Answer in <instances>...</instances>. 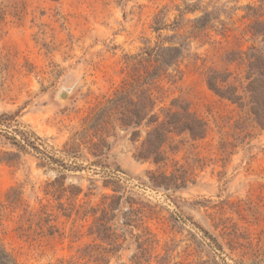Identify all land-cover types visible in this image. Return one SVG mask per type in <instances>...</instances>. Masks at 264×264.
I'll return each mask as SVG.
<instances>
[{
    "label": "rangeland",
    "instance_id": "1",
    "mask_svg": "<svg viewBox=\"0 0 264 264\" xmlns=\"http://www.w3.org/2000/svg\"><path fill=\"white\" fill-rule=\"evenodd\" d=\"M183 2L0 0V114L18 113L20 128L43 141L51 156L70 164L62 155L65 144L129 82L137 62L131 58L174 35L170 42L188 45L189 52L155 81L157 110L176 100L208 124L201 140L173 138L165 147L167 161L159 166L137 162L139 143L118 131L109 139L106 172L91 166L93 158L82 149L85 157L75 161L82 168L60 173L32 153H18L0 136V243L17 264H86L78 251L101 245L90 229L110 196L122 197L142 221L128 230L116 228L122 249L105 255L110 264H134L146 238L152 243L141 246L148 260L141 264H215L220 258L226 264H264V130L241 125L235 105L209 91L204 80L209 69L225 68L226 53L258 45L247 28L264 22V16L253 17L246 9L255 0H187L200 10L185 13L180 30L154 33L155 17L162 11L170 25ZM203 8L223 27L213 20L210 41H193L187 21L201 17ZM152 173L187 182L180 189H155ZM61 176L64 188L81 189L77 200L68 193L57 200L49 190ZM111 178L116 188L104 186ZM11 189L22 193L32 212L52 215L58 233L22 237L17 227L24 206H8ZM199 229L219 245L217 257L201 244Z\"/></svg>",
    "mask_w": 264,
    "mask_h": 264
},
{
    "label": "trees",
    "instance_id": "2",
    "mask_svg": "<svg viewBox=\"0 0 264 264\" xmlns=\"http://www.w3.org/2000/svg\"><path fill=\"white\" fill-rule=\"evenodd\" d=\"M184 8L178 10V17L170 25L164 23L161 11L153 22L152 30L159 34L163 30H180L179 21L185 13H195L199 11L197 4H188L184 0ZM253 17L264 16V0H255L254 6H247ZM202 16L187 21L191 24L189 37L196 41L204 38L210 41V32L214 26L210 23L218 20L213 18L206 8L202 9ZM261 13L260 16L258 14ZM247 33L258 45L249 47L246 51L229 52L224 56L225 68L223 70L211 68L204 74L205 84L209 91L219 98L230 102L239 111V122L243 126H256L264 130V22L255 21L248 26ZM178 35H174L163 41H158L152 47L146 46L140 50L133 60H137L136 67L132 69L129 82L117 91L106 104L98 109L88 120L80 132L73 134L69 142L64 146L62 155L69 160L70 164L63 159L51 156L47 152L46 144L30 131L21 129L16 118L18 113L0 114V136L4 137L9 145L18 153L33 154L42 163L54 170L62 173L63 171H76L81 169V165L76 164V160L86 155L93 158L90 165L96 169L106 172L110 166L106 164L111 143L109 139L115 137L118 131L130 135V140L139 143L133 158L137 162H150L155 166L164 165L167 161L165 147L170 144L175 137L185 135L192 141L201 140L206 136L207 122L191 112L185 103L174 100L170 106L158 108V100L155 92L159 86L155 82L160 78V73L169 67L177 68L180 60L183 59V52H189L188 45L170 42ZM160 38V37H159ZM168 40V47L165 43ZM144 64V65H143ZM233 68V69H232ZM112 179V178H111ZM110 179V180H111ZM64 178L61 176L54 182L48 184L52 194H58L57 200H61L66 193L69 198L77 200L81 194V189L74 186L64 188ZM106 180L104 186L113 188L115 182ZM152 188L180 189L185 187V178L173 179L166 178L164 174H150ZM117 192V191H114ZM108 201L103 206L101 215L93 222L90 235L101 243V245L86 246L79 250V260L87 259L86 264H110V259L105 255H113L122 249V244L118 243L121 235H117L116 228H134L140 222L139 213L131 208V205L124 207L123 198L117 196L105 197ZM9 207L18 209L24 206L23 214L20 217L17 231L25 238H51L58 233L52 215L47 214L43 209L38 215L29 210L22 200V193L16 189H11L6 197ZM129 204V203H125ZM88 212L85 211V214ZM118 219L119 222H118ZM139 226V225H138ZM202 235L199 237L201 244L204 245L213 257H217L216 251L220 250L217 242L208 235L207 232L199 229ZM146 236H150L146 228H143ZM151 238H146L143 245L152 243ZM105 245L106 247H102ZM141 250L139 256H134V264L148 262L143 260L147 254ZM222 263L226 264L222 258ZM0 264H17L2 248L0 243Z\"/></svg>",
    "mask_w": 264,
    "mask_h": 264
},
{
    "label": "water",
    "instance_id": "3",
    "mask_svg": "<svg viewBox=\"0 0 264 264\" xmlns=\"http://www.w3.org/2000/svg\"><path fill=\"white\" fill-rule=\"evenodd\" d=\"M61 97H63V95Z\"/></svg>",
    "mask_w": 264,
    "mask_h": 264
}]
</instances>
